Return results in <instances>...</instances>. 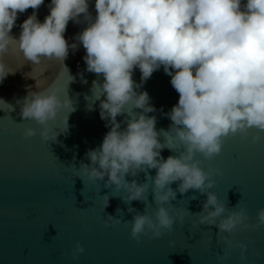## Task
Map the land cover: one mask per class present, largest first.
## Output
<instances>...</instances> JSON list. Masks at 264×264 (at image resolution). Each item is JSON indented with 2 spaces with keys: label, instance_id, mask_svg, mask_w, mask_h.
Returning a JSON list of instances; mask_svg holds the SVG:
<instances>
[{
  "label": "clouds",
  "instance_id": "clouds-1",
  "mask_svg": "<svg viewBox=\"0 0 264 264\" xmlns=\"http://www.w3.org/2000/svg\"><path fill=\"white\" fill-rule=\"evenodd\" d=\"M42 4L44 0H0V83L17 71L3 61L13 42L32 65H39L42 58L63 63L69 49H77L76 42L83 46L86 70L103 76L99 114L108 131L98 147L87 151L90 163L82 162L80 169L90 180L104 181L105 187L123 189L122 199L129 205L133 200L145 202L150 186L129 181L126 175L136 177L145 167L156 170L150 178L157 204L155 219L135 212L132 237L139 239L148 231L159 237L163 229L171 230L176 219L169 212L171 201L177 191L184 194L190 189L207 197L202 210L193 214L198 224L215 225L226 233L238 225H264V207L258 210L255 225L246 223L243 208L228 209L211 191L213 170L203 169L196 158L197 153L213 158L229 135H247L253 128L264 132V0H49L48 14L41 21L36 10ZM29 8L33 12L20 24L19 36L13 37L18 15ZM70 20L84 24L71 44L64 36ZM161 66L179 94L166 113L171 120L167 130H158L157 117L147 115L156 108L148 92L141 90ZM137 68L140 83L132 78ZM25 75L35 80L37 89V80ZM59 89V84H53L47 91H30L21 109L22 118L43 125L41 135L49 140L68 128V117L62 129L48 125L70 103L58 95ZM125 112L131 118L121 127L117 117ZM34 133L31 127L25 130L27 136ZM259 138V133L252 136L253 142ZM164 148L178 154L165 158ZM177 181L174 190L171 184ZM102 199L104 208L109 195ZM128 211L134 209L129 206ZM105 216V223L120 222ZM178 219L183 221L184 216ZM223 239L229 247L235 246L227 237ZM239 246L246 248L243 243ZM80 252L83 247L77 242L73 256Z\"/></svg>",
  "mask_w": 264,
  "mask_h": 264
},
{
  "label": "water",
  "instance_id": "water-1",
  "mask_svg": "<svg viewBox=\"0 0 264 264\" xmlns=\"http://www.w3.org/2000/svg\"><path fill=\"white\" fill-rule=\"evenodd\" d=\"M48 4L49 0H44L36 10L41 21L48 14ZM89 10L95 15L92 4ZM32 12L29 8L18 15L11 29L13 37L19 36L20 24ZM83 27V22H68L64 36L69 44L76 42L75 35ZM76 43L77 49L70 48L63 63L42 58L39 65H32L15 42L3 57L6 67L17 71L0 83V264H264V225H238L226 233L215 225L196 223L193 214L202 210L207 198L196 189L184 194L177 191L169 209L176 218L171 230L163 229L159 237L151 231L139 239L132 237L135 212H146L155 219L157 204L150 178L156 170L145 167L136 177L126 175L129 181L136 179L150 186L145 202L133 200L129 205L122 199L126 194L123 189L118 192L114 185L105 187L104 181L90 180L80 169L82 162L90 163L87 151L101 144L108 128L99 114L103 76L86 70L85 50ZM26 73L37 80V89ZM132 78L140 83L138 68ZM170 79L161 66L142 84L141 90L148 92L156 108L147 115L157 117L158 130L168 129L171 120L166 113L178 101ZM53 84L60 85L58 95L70 103L48 121L51 129H62L68 117V128L49 140L41 135L43 125L22 118L21 109L30 91H47ZM130 118L125 112L117 120L124 127ZM29 127L35 130L34 135H25ZM257 133L260 138L253 142ZM159 139L163 141V135ZM172 154L178 153L168 148L161 152L165 158ZM196 158L203 169L214 172L211 191L228 209L243 208L248 214L246 223L255 225L257 212L264 207V132L253 128L247 135H229L213 158L200 153ZM178 183L171 187L176 190ZM105 194L109 202L103 208ZM129 206L134 212L128 211ZM181 214L183 221L178 219ZM105 215L120 218V222L105 223ZM224 237L235 246L229 247ZM77 242L83 252L74 257ZM237 242L246 248L241 249Z\"/></svg>",
  "mask_w": 264,
  "mask_h": 264
}]
</instances>
